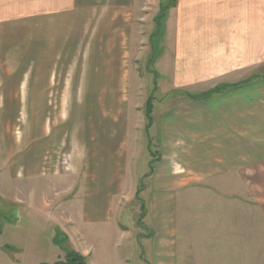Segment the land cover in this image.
I'll return each mask as SVG.
<instances>
[{
  "label": "rangeland",
  "instance_id": "374dc122",
  "mask_svg": "<svg viewBox=\"0 0 264 264\" xmlns=\"http://www.w3.org/2000/svg\"><path fill=\"white\" fill-rule=\"evenodd\" d=\"M67 1L40 12L36 51L32 0H8L0 22V115L11 128L0 162L40 159L42 174L14 182L49 183L26 200L48 206L31 222V263L78 251L79 188L114 171L120 225L166 198L175 263L264 264V0ZM208 15L222 24L210 35ZM223 84L232 89L208 101L187 96ZM6 211L0 222L21 221Z\"/></svg>",
  "mask_w": 264,
  "mask_h": 264
},
{
  "label": "crops",
  "instance_id": "0c3cea01",
  "mask_svg": "<svg viewBox=\"0 0 264 264\" xmlns=\"http://www.w3.org/2000/svg\"><path fill=\"white\" fill-rule=\"evenodd\" d=\"M7 1L0 0V22L9 19L7 17L9 9ZM58 2L61 4L57 5L55 0H32V13H36L35 17H32L31 33L33 41L35 40L37 43L33 51L39 48L40 12L43 16L46 14L53 15L62 9L67 10L69 8L67 0ZM217 3L219 6L222 4L220 1ZM59 6L64 8L57 10ZM11 13L13 14L12 19H16L17 12L11 11ZM22 13L19 15L22 16ZM223 16L222 13L218 15L216 12L213 13L216 21H220ZM4 27L0 24V35L6 30ZM18 27L21 28V26H14V29ZM221 27L222 24L215 26L213 19L208 15L209 35L216 28L221 29ZM39 59L37 55L36 60L39 61ZM8 133H11L8 121L0 115V141L2 135L6 136ZM0 164L4 169L9 170L5 174L7 178L0 175V214L3 215L8 212L6 207L10 205L11 210L16 214V218L21 220L18 223L0 222V264H19L20 261H28V264H32L34 254L27 251V245L33 241L31 222H37L38 220H34V218L43 216L48 206L44 201L40 206L26 205V200L35 195L41 197L49 183L44 182L41 184L42 189L39 190L38 185L35 190L33 184L30 189H26L23 183L18 184L19 182H17L15 184L14 182L15 180L24 181V178L30 181L37 174L38 176L42 174L40 173L43 171L40 159L35 162L32 160V164L26 168L20 166L19 170L8 168L7 160H4L3 163L0 162ZM111 173V175L110 173L105 174L101 179L98 178L91 182L85 181L79 188V246L75 253L84 258L87 264H177L178 257L175 258L176 263L173 259L175 254L178 255L177 229L167 215L170 210L166 204V198L163 203L160 201L161 204L155 206L150 204L146 211L143 210L141 223L138 224L134 220L122 226L118 222V219L121 220L122 217L118 199L120 175L114 171ZM161 189L157 187L155 190L161 192ZM48 215L49 211L47 212ZM133 217L136 219V213ZM67 225L65 224V226ZM1 227L4 230H1Z\"/></svg>",
  "mask_w": 264,
  "mask_h": 264
},
{
  "label": "trees",
  "instance_id": "16d2710c",
  "mask_svg": "<svg viewBox=\"0 0 264 264\" xmlns=\"http://www.w3.org/2000/svg\"><path fill=\"white\" fill-rule=\"evenodd\" d=\"M173 6L176 4V0H174L171 3ZM163 14V13H161ZM162 20V16H160L159 18H157V21H161ZM161 25V23H160ZM156 36V35H155ZM259 78L264 79V75L260 76ZM246 84V82H244ZM227 88H231V85H221V86H216L213 89L207 90L206 92L203 93H198V94H187L188 98L191 101H199V102H205L208 101L210 99H212L215 95H219L222 94L223 91H225ZM233 88H236V86H234ZM152 111H153V98L152 96H150L145 104V117L147 119V126H146V130L148 131L152 125ZM148 148H149V144H148ZM154 160H151L150 164L152 165ZM143 212V211H142ZM141 219V217H140ZM57 264H84L83 259L79 256V254L75 253V252H71L69 254H67V260L57 263Z\"/></svg>",
  "mask_w": 264,
  "mask_h": 264
}]
</instances>
